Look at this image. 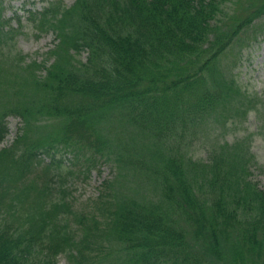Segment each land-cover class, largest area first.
Masks as SVG:
<instances>
[{"label":"trees","instance_id":"1","mask_svg":"<svg viewBox=\"0 0 264 264\" xmlns=\"http://www.w3.org/2000/svg\"><path fill=\"white\" fill-rule=\"evenodd\" d=\"M230 1L238 6L232 14ZM56 6L31 19L56 33L55 60L43 65L46 76L34 73L37 61L24 70L46 98L25 103L28 77L0 66V82L8 81L0 84V103L20 95L25 106L14 112L59 121V140L27 159L12 147L3 155L20 173L49 158L43 165L50 187L41 192L52 194L50 201L64 177L56 171L64 166L56 161L57 146L72 149L76 158L85 149V174L90 162L107 163L116 167V178L103 183L89 228L94 233L81 238L70 234V218L83 225L87 217L60 196L26 227L2 221L0 206V264H56L65 250L74 264H264V190L251 179L255 156L236 149L240 141L233 152L224 144L222 153L212 143L206 160L188 155L212 127L264 114V100L244 90L234 74L238 55L230 63L222 57L264 16V0H76L69 8ZM262 40L264 30L251 42ZM83 51L85 62L77 59Z\"/></svg>","mask_w":264,"mask_h":264},{"label":"rangeland","instance_id":"2","mask_svg":"<svg viewBox=\"0 0 264 264\" xmlns=\"http://www.w3.org/2000/svg\"><path fill=\"white\" fill-rule=\"evenodd\" d=\"M75 2L76 0H0L1 19H4V24L0 25L2 35L0 66L4 73H6L5 69H16L13 71L20 74L24 73L28 77V84L23 87V90L27 89L26 94L22 95L25 103L29 99L40 102L46 98L43 90L37 91L35 89V76L30 74L28 70L24 71L25 67L30 62L37 61V65L41 66L34 70V73L37 76L45 75L46 71L43 65L50 67L54 62L53 48L58 43L56 33L50 26H46L42 30L40 22H32V15L38 16L44 8L52 9L53 6L57 7L56 5L69 8ZM227 6L232 8L229 14L238 10V6H234L232 1L227 3ZM263 30L264 16L247 26L222 57H226L225 60L230 63L238 55L240 60L234 74L239 84L249 94L264 100V40L258 43L253 42V44L251 42L254 33ZM249 39L251 44L246 42ZM242 44L245 49L240 52ZM87 54V51H83L77 56V59L85 62ZM9 72L11 73V71ZM3 81L5 80L2 79L0 84ZM3 87L2 84L0 91H3ZM22 97L15 95L12 102L0 103V131L6 130V127L9 131L6 140L0 142L2 221L17 226L24 224L23 227H26L29 221L45 212L53 200L60 196V202L63 201L67 207L77 211L79 216L87 217V221L83 225L71 217L70 234L81 238L86 234L94 233L89 230L90 226L93 225L91 219L97 217L98 205L96 204L100 200L101 192L105 190L103 183L116 178V167L113 164L90 162V170L92 171L85 174V166L89 164L84 156L85 149L81 150L79 146H76L82 154L76 158L72 149L64 145L57 146L55 147L58 153L56 161H62L64 166L57 167L56 171L64 174V177L61 179L62 187L57 191L56 198L54 197L51 201L48 200L52 194L44 195L41 192L44 187H50V185L46 186L50 180V171L43 165V162L49 163V158L42 156L45 151L39 152L38 157H42L39 158L36 167H28L26 170L25 163L26 171L23 173H20L22 169L14 166L8 167L5 155H3L5 148L12 147L14 154L27 159L30 154L51 145L57 139L59 140L62 129V124L59 121H50L47 119L49 116L40 112L36 115H27L24 118L14 112L15 109L25 106ZM226 124L225 127H212L205 140L204 138L201 141L198 140L189 148L188 155H192L196 160H206L208 147L212 143L213 147L218 143V152L222 153L225 151L222 149L224 144L232 145L230 149L233 152L236 147L234 143L240 141L238 142L240 145L236 149H248L255 156L254 163L251 164V179L257 183L260 189L264 190V114L260 116L251 113L243 121L237 123L230 121ZM121 142L125 143L124 139ZM33 161L36 160L33 159ZM10 206H12L11 210H7ZM60 211H62L61 208ZM98 218L103 228L105 220L102 217ZM98 234L100 233L98 232ZM70 253V250H65L57 257L56 264H74ZM94 263H97L96 260Z\"/></svg>","mask_w":264,"mask_h":264}]
</instances>
